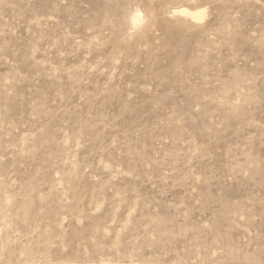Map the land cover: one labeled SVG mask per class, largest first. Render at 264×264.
Wrapping results in <instances>:
<instances>
[{
    "label": "rangeland",
    "instance_id": "374dc122",
    "mask_svg": "<svg viewBox=\"0 0 264 264\" xmlns=\"http://www.w3.org/2000/svg\"><path fill=\"white\" fill-rule=\"evenodd\" d=\"M0 264H264V0H0Z\"/></svg>",
    "mask_w": 264,
    "mask_h": 264
},
{
    "label": "bare ground",
    "instance_id": "6f19581e",
    "mask_svg": "<svg viewBox=\"0 0 264 264\" xmlns=\"http://www.w3.org/2000/svg\"><path fill=\"white\" fill-rule=\"evenodd\" d=\"M173 14L175 15H181L185 18H188L194 22H202L206 16V11H205V8L204 9H189V8H185V7H181V8H178V9H175L173 11ZM132 23L134 25H137L141 22L142 20V17H141V13L140 12H135L133 15H132Z\"/></svg>",
    "mask_w": 264,
    "mask_h": 264
}]
</instances>
